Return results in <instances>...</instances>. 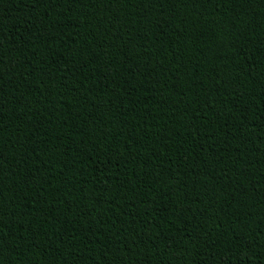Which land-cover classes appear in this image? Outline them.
Wrapping results in <instances>:
<instances>
[{
  "label": "trees",
  "instance_id": "trees-1",
  "mask_svg": "<svg viewBox=\"0 0 264 264\" xmlns=\"http://www.w3.org/2000/svg\"><path fill=\"white\" fill-rule=\"evenodd\" d=\"M0 264H264V0H0Z\"/></svg>",
  "mask_w": 264,
  "mask_h": 264
}]
</instances>
